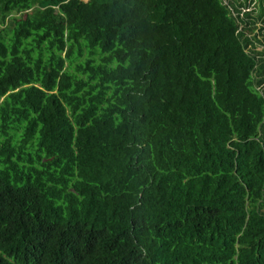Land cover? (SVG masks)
<instances>
[{"label":"trees","instance_id":"16d2710c","mask_svg":"<svg viewBox=\"0 0 264 264\" xmlns=\"http://www.w3.org/2000/svg\"><path fill=\"white\" fill-rule=\"evenodd\" d=\"M236 17L0 0V264H264V101Z\"/></svg>","mask_w":264,"mask_h":264},{"label":"built area","instance_id":"2783aa9c","mask_svg":"<svg viewBox=\"0 0 264 264\" xmlns=\"http://www.w3.org/2000/svg\"><path fill=\"white\" fill-rule=\"evenodd\" d=\"M227 5L229 11L239 18L237 30L240 31L239 38L243 44V50L250 54L254 59L251 76L253 78V87L261 95L264 101V2L259 0H251L247 5L242 6L236 12L228 0H222ZM250 11L251 22L247 21V17L243 16V11ZM237 18V17H236ZM251 26V30L245 26ZM264 117V116H263Z\"/></svg>","mask_w":264,"mask_h":264},{"label":"rangeland","instance_id":"374dc122","mask_svg":"<svg viewBox=\"0 0 264 264\" xmlns=\"http://www.w3.org/2000/svg\"><path fill=\"white\" fill-rule=\"evenodd\" d=\"M18 14H19V12L13 13V14L11 15V17H12L13 19H16L17 16H18ZM9 16H10V15H9ZM9 16H8V17H9Z\"/></svg>","mask_w":264,"mask_h":264}]
</instances>
